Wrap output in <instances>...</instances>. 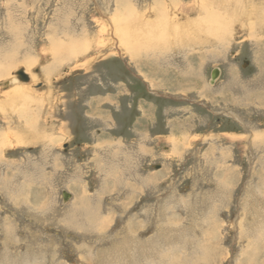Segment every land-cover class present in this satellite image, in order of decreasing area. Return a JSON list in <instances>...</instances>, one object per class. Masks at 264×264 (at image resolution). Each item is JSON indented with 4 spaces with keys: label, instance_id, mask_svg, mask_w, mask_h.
I'll return each instance as SVG.
<instances>
[{
    "label": "rangeland",
    "instance_id": "1",
    "mask_svg": "<svg viewBox=\"0 0 264 264\" xmlns=\"http://www.w3.org/2000/svg\"><path fill=\"white\" fill-rule=\"evenodd\" d=\"M0 69V264H264V0H0Z\"/></svg>",
    "mask_w": 264,
    "mask_h": 264
},
{
    "label": "bare ground",
    "instance_id": "2",
    "mask_svg": "<svg viewBox=\"0 0 264 264\" xmlns=\"http://www.w3.org/2000/svg\"><path fill=\"white\" fill-rule=\"evenodd\" d=\"M206 17H204V19H205ZM193 20V19H192ZM159 21H163V18H158L157 20H156V23L155 24H157V22H159ZM183 22V21H182ZM190 22H192V21H190ZM189 22V23H190ZM219 22V21H218ZM221 22V21H220ZM138 24H140L139 22H138ZM153 24L154 23H152V22H149V21H146V22H143V23H141V28H142V30L145 32V33H143L144 35H146V36H144V38H146L148 35H150L151 36V32L149 31V29L153 26ZM191 24V23H190ZM195 24H197V23H195ZM194 24V25H195ZM207 24H208V22H207ZM228 24V23H227ZM137 25V24H136ZM135 25V26H136ZM176 25H177V27L178 28H176V30L177 29H180L181 30V28L182 27H184V25H182L181 23H180V21L178 22V23H176ZM209 25V24H208ZM115 26V25H114ZM196 26V25H195ZM199 26V25H198ZM116 27H117V29H116V31L118 32V34H119V40H120V42L121 43H123L124 41L126 42V41H129L128 43H125L124 42V44H127V45H131V43L133 42V41H137L139 38H140V34L139 33H137V32H131V28L127 25V24H125L124 25V27L123 28H121V27H119V24H117L116 25ZM139 27V26H138ZM190 27H191V25H190ZM202 27H203V25H202ZM201 27V28H202ZM192 28V30L195 28V27H191ZM197 28H200V26L199 27H197ZM209 28V27H208ZM118 29H119V31H118ZM134 29V28H133ZM186 30V29H185ZM195 30H196V28H195ZM130 31V32H129ZM116 32V33H117ZM198 31L196 30V33H197ZM202 32H204V31H202ZM167 33V32H166ZM205 33V36H204V38H208L209 36H211L212 34V32L208 29L207 31H205L204 32ZM206 34H207V36H206ZM185 35V34H184ZM183 35V36H184ZM152 37V36H151ZM223 37V36H222ZM129 40H128V39ZM192 38H196V37H192ZM223 39V38H222ZM225 39V38H224ZM214 41V40H213ZM157 42H158V40H157ZM160 42V41H159ZM57 49V48H56ZM65 49V48H64ZM59 50V49H58ZM58 52V51H57ZM60 53V52H59ZM60 57V56H59ZM4 70V69H3ZM3 70H1L0 69V71H2V74H3ZM1 74V75H2ZM13 76V75H12ZM35 76V75H34ZM15 78V77H14ZM215 79V78H214ZM20 90V89H19ZM23 91V90H22ZM11 93H12V91H11ZM15 93V92H14ZM18 94V93H17ZM25 95V94H24ZM23 96V95H22ZM26 97V96H25ZM29 99V98H28ZM32 99V98H31ZM31 102V101H30ZM24 111V110H23ZM26 112V111H25ZM38 113V112H37ZM23 114V113H22ZM24 114H26V113H24ZM28 115V114H27ZM26 116V115H25ZM28 118V117H27ZM33 119V118H32ZM34 120V119H33ZM32 120V121H33ZM40 122V121H39ZM28 123H29V121H28ZM42 124V123H41ZM27 125V124H26ZM29 126V125H28ZM30 128V127H29ZM37 129V128H36ZM39 129V128H38ZM37 129V130H38ZM27 130V129H26ZM42 131V130H41ZM44 131V130H43ZM24 132V131H23ZM37 132V131H36ZM17 133H19V132H17ZM42 134H44V133H42ZM22 135H24V134H22ZM46 136V135H45ZM44 136V137H45ZM22 137H24V136H22ZM43 137V136H42ZM46 138H49V137H46ZM24 139V138H23ZM36 139V138H35ZM83 209V208H82Z\"/></svg>",
    "mask_w": 264,
    "mask_h": 264
},
{
    "label": "water",
    "instance_id": "3",
    "mask_svg": "<svg viewBox=\"0 0 264 264\" xmlns=\"http://www.w3.org/2000/svg\"><path fill=\"white\" fill-rule=\"evenodd\" d=\"M218 70H215L212 74V79H214L216 77V74H217ZM18 77L23 80V79H26V76L25 74H23L21 71L18 72ZM62 197L64 200H67V198L69 197V194L66 192V191H63L62 192Z\"/></svg>",
    "mask_w": 264,
    "mask_h": 264
}]
</instances>
